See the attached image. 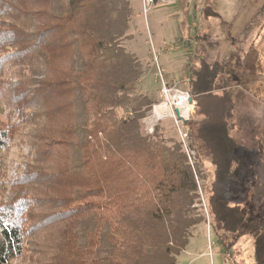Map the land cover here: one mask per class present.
<instances>
[{"label":"trees","instance_id":"obj_1","mask_svg":"<svg viewBox=\"0 0 264 264\" xmlns=\"http://www.w3.org/2000/svg\"><path fill=\"white\" fill-rule=\"evenodd\" d=\"M29 1L19 8L17 0H0V73L14 65L29 78L22 86L15 79L7 89H19L11 104L17 114L35 116L37 154L35 173L15 179L18 193L0 204V264L21 255L25 216L34 205L51 211L42 210L41 226L71 221L72 237L88 240L76 249L87 248L92 264H177L191 228L204 221L192 207L200 170L178 144L167 146L155 131H144L142 119L153 105L146 95L117 111L142 75L139 61L119 44L130 6L117 0ZM22 9L42 18L35 31L20 26ZM205 50L202 43L196 47L187 80L195 103L189 125L214 168L210 225L223 251L249 236L252 264H264V219L248 217L236 202L237 87L223 76L221 61L206 60ZM24 100L28 113L20 107ZM3 130L0 143L8 137L9 129ZM27 179L35 181V196L20 195ZM226 235L233 236L229 245Z\"/></svg>","mask_w":264,"mask_h":264},{"label":"rangeland","instance_id":"obj_2","mask_svg":"<svg viewBox=\"0 0 264 264\" xmlns=\"http://www.w3.org/2000/svg\"><path fill=\"white\" fill-rule=\"evenodd\" d=\"M6 1V0H5ZM38 0H35L37 6ZM117 2L132 4L131 13L122 40L119 44L129 54H132L141 64L142 75L138 81L132 84L128 91V101L117 111L119 114L134 103L138 95H146L152 102L151 110L142 119L144 131L156 135L162 139L167 146L178 144L185 154L187 161L196 170H200V176L196 177L197 198L193 201V208L203 216L204 221L191 228V237L187 246L177 257V264H252L253 263V241L249 236L238 239L230 246L229 250L223 251L218 243L214 231L210 225L208 213V195L210 184L213 178V166L204 144L194 138L192 120L194 101L188 92L187 70L195 66L196 59H193V42L187 37L195 36L197 33L191 27L190 21L185 26L181 42L185 47H177L173 36L166 32L158 31V18L152 13L158 7L167 6L160 3L154 7L148 17H152L151 23H145L142 15H134L136 1L117 0ZM18 7L24 8L31 1L17 0ZM258 2L253 9L254 15L249 19L252 25L245 32L249 39L241 43L240 47L232 49L228 53L224 43L216 38L206 43V60L218 59L223 64V76L230 81L231 86L237 87L236 96V126L232 136L237 141L236 154L239 164L236 169L235 187L237 191L236 202L241 206L246 215L258 221L264 219V6ZM264 5V4H263ZM257 8V9H256ZM168 10L173 12L170 7ZM21 17L19 24H24L25 29L35 31L40 26L42 18L38 15H28L25 10H20ZM134 12V13H133ZM174 16V14H171ZM235 18V17H234ZM247 23V21H245ZM14 29V28H13ZM214 36L224 30L217 26ZM182 32V31H181ZM25 35V34H23ZM160 36L156 44L155 37ZM20 33L17 37H20ZM157 36V37H158ZM190 39V38H189ZM166 43V46H165ZM176 50L174 51V47ZM164 48L162 59L167 62V75L163 72L160 63V54ZM229 50V49H228ZM179 57V59H177ZM10 62H14L9 60ZM13 65V64H12ZM16 67L6 65L0 73V131L8 130V137L0 143V204L9 203L14 193H18L20 186L15 184V179L26 174L30 175L35 171V116L33 119H26L25 115L17 114L13 110L14 98L19 92L18 87L8 85L15 79L21 86L28 83V76H21V71ZM166 88L167 95L162 93ZM183 99L184 104L189 106L183 120L178 119L175 108L179 106L178 101ZM183 97V98H182ZM6 99H10L7 103ZM182 101V102H183ZM22 111L27 113L31 110L29 101H21ZM165 105L167 112L154 115L155 108L160 111V106ZM156 106V107H155ZM183 106V105H182ZM157 109V110H158ZM165 110V108H161ZM178 110V109H177ZM179 112V110H178ZM26 114V113H25ZM180 115V114H179ZM198 167V169H197ZM259 168L262 175H256ZM33 175V174H32ZM21 182V181H20ZM14 183V184H13ZM21 182V194L23 196H35V181L27 179L25 186ZM17 188L15 189V187ZM29 209L25 216L23 248L21 255L13 260L12 264H92L93 254L87 248L77 250L80 244L88 240L77 241L72 237V230L68 225L71 221H52L41 226L40 217L51 211L48 209ZM68 222V223H67ZM69 226V227H67ZM77 227V226H76ZM233 236L226 235L224 242L231 244ZM94 248V247H93ZM84 261V262H83Z\"/></svg>","mask_w":264,"mask_h":264},{"label":"crops","instance_id":"obj_3","mask_svg":"<svg viewBox=\"0 0 264 264\" xmlns=\"http://www.w3.org/2000/svg\"><path fill=\"white\" fill-rule=\"evenodd\" d=\"M131 1H136L137 3L134 15H142L141 0ZM258 2L261 4L263 0H169L163 3L167 6L166 8L160 6L153 11L152 15L157 16L158 18L157 26L159 33L168 30L173 36L174 42L177 43V47H185L183 46L181 39L183 38L186 29L185 26H187V23L190 21L191 27L195 29V32L197 33L195 36L187 37L188 41L192 39L194 40V42L192 40V50L194 52L192 54L193 56H191L193 59H195L197 46L202 43L205 47L206 43L210 40H215L216 38H219V40L224 43L225 49H229L226 51L228 55V53H233L232 49L240 47L242 42L249 39L244 34L249 28L252 30V25L249 24V19L246 20V18H251L254 15L256 10L253 12V9L257 7ZM158 5L159 4L155 7ZM130 7L132 8L131 2ZM168 7L171 8L173 11L171 14H174V16L166 10ZM149 13L144 17L145 23H151L153 21L152 17L149 19ZM205 13L208 14V16L205 17ZM210 13L212 14L210 15ZM245 21H247V23ZM217 26L221 27L224 32L220 34L218 33L219 36H214L213 33L215 34L217 31ZM228 33L230 34L229 36ZM157 36L155 37L156 44L160 41V36ZM176 46L173 48L174 51L176 50ZM164 48L166 49V47ZM164 48L159 54L163 72L166 74L168 71V68H166L168 65L167 62L171 63L173 61L170 59L164 61L162 59L163 53H166ZM206 53L207 50H205V55ZM177 59H179V57ZM256 175H262L259 168L256 171Z\"/></svg>","mask_w":264,"mask_h":264},{"label":"built area","instance_id":"obj_4","mask_svg":"<svg viewBox=\"0 0 264 264\" xmlns=\"http://www.w3.org/2000/svg\"><path fill=\"white\" fill-rule=\"evenodd\" d=\"M169 0H141V14L143 17H146L147 14L157 5L160 3H165ZM162 93L167 95L168 91L166 88L163 87ZM186 97L188 96L187 93H185ZM184 118V117H182Z\"/></svg>","mask_w":264,"mask_h":264},{"label":"bare ground","instance_id":"obj_5","mask_svg":"<svg viewBox=\"0 0 264 264\" xmlns=\"http://www.w3.org/2000/svg\"><path fill=\"white\" fill-rule=\"evenodd\" d=\"M183 98V97H182ZM176 101H178V98L176 97V99H175ZM183 101V99L181 100V101H178V104H179V106L177 107V109L179 110V114H180V116L181 117H184L185 116V113H186V110L188 111V109H189V106L188 105H186V104H184V101ZM183 105V106H182ZM156 107V106H155ZM165 108V110H163V109H161V108ZM166 106L165 105H162V106H160V111H159V109L158 108H155L156 110L153 112L154 113V115L157 117V116H159L158 114H160V113H164V112H167V110H166ZM158 109V110H157Z\"/></svg>","mask_w":264,"mask_h":264},{"label":"water","instance_id":"obj_6","mask_svg":"<svg viewBox=\"0 0 264 264\" xmlns=\"http://www.w3.org/2000/svg\"><path fill=\"white\" fill-rule=\"evenodd\" d=\"M175 114L177 115L178 119L183 120V118L179 115L178 110L176 108H175Z\"/></svg>","mask_w":264,"mask_h":264}]
</instances>
